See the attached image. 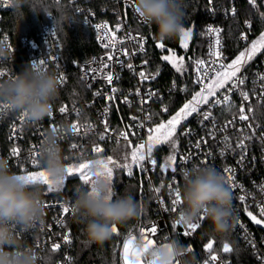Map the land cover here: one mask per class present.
<instances>
[{"label": "built area", "instance_id": "2783aa9c", "mask_svg": "<svg viewBox=\"0 0 264 264\" xmlns=\"http://www.w3.org/2000/svg\"><path fill=\"white\" fill-rule=\"evenodd\" d=\"M69 1L76 6L78 12L85 13V19L93 27L96 43L101 49L99 53L93 54L89 59L82 62L78 69V78L85 88L84 90L77 89L74 97H66L60 91L59 97L54 102V123L50 121V117H46L39 124L33 125L27 122L25 118L21 121V114L16 111L6 110L3 114H0V156L8 158L11 170L18 174H26L27 171L41 169L32 163L35 158L33 153L39 152V146L46 132L64 121L79 124L87 122L94 125L93 130L87 136H84V129L82 128L81 133H70L60 140L61 147L66 148L64 156L69 164L86 162L94 159L93 156L95 155L99 157L101 153H94V146H99L105 150L108 144H117V140H119V144L129 145L131 153L139 143L147 140L149 129H155L162 122L166 123L168 119H161L160 113H167L171 108L177 106L181 97L184 96V101L177 107L178 111L183 104L191 101L204 85H208L209 87L204 91V96L208 99L209 104H205L200 98H197L200 102H194V106L197 107L198 111L193 113L177 130L179 136L177 163H180L181 156H187L190 153L191 158L188 163L182 169L178 168L177 172L173 174L171 167H164L165 161L169 155H172V151L165 153L159 149L158 153L157 149L165 144L158 147L154 145L152 158L158 162L155 167L147 161L146 157L144 162L146 170L141 171L136 165H133V176L131 177L124 170L126 177L135 178L138 176L142 182L146 183L147 192L152 195L156 205L154 216L143 222L140 227L148 228L155 223L161 229L166 230L160 231V236H169L175 232H188V236H192L200 232L206 219L198 222L201 227L195 233L187 226L178 224L175 225V228L173 227L175 224L174 219L181 211V205L176 206L177 211L175 213L165 210L170 207L173 198L169 195L168 184L173 183V176H175L173 187L181 188L184 183V170L213 167L221 175H227L223 173V168L232 167L233 182L238 186L230 189L233 197L232 211L235 217V225L230 231L236 233L243 240L260 264H264V225H255L245 211V208H247V211H251L259 219L261 218L259 209L264 207V139H262L264 137V106L258 104V98L264 95V79H261V77H264V48H260L254 59L241 67V72L237 73V77L245 78V84L232 92H229L228 88L231 87L232 82L237 77H233L223 88H217L207 79L203 80V84H197L196 63L192 71V83L186 82L177 75L172 76L170 83H166L162 71L159 70L157 75V71L152 69L145 57L148 38L135 29V23L146 25L148 22L140 18L135 12L133 0H113V6L103 9V12L108 15L104 17L98 15L94 9H90L84 3V0ZM247 1L255 4L259 0ZM240 2L241 0H227V2L225 0H211V2L208 1L207 10L213 18L232 16L233 8L235 14L240 12ZM12 9L10 0H0V42L5 43L13 50L12 59H0V74H2L0 75V81L11 78L16 73L23 71L30 62L38 63L40 59H44L45 65L41 68L55 70L59 75L63 73L66 80L61 90L68 87L71 84L72 72L64 59L62 42L56 25L45 22L37 35H23L17 42L3 27L4 13ZM96 24H107L109 34L114 33L112 37L115 42L114 47L110 46L106 49L102 46L103 43H108V38L97 39V31L94 28ZM117 25L120 26L119 31L116 30ZM209 27L219 28V35L215 32L209 33L207 31ZM251 30L252 25L245 22L244 28L239 34L242 48L235 54H230L227 50L224 27L218 22H210L205 28L206 54L199 60H203L205 62L204 67H207L210 60L217 59L215 56H209L210 49L212 51L222 50V62L225 64L231 63L240 51H243L246 47L251 48V42L259 39V36L252 35ZM104 31V29H100L99 35L104 36ZM129 35L134 39H128ZM141 38H143L142 41ZM218 38L220 40L219 45L216 44ZM141 42L144 44L143 51L140 50ZM21 47L25 48V52L21 50ZM125 52L127 55H125ZM109 54L113 57L111 61L107 59ZM166 55H170V53ZM52 57H55V60ZM171 58H176L178 61L180 57L176 53L175 56H170L168 62L172 65L174 62ZM144 61H147V63L145 64ZM104 63H107L109 67L100 71ZM129 63L133 65V69H128L127 64ZM91 68H96L98 75L92 73ZM141 71L149 79H142L139 75ZM86 73L87 75H85ZM109 73L113 75L112 84H108L106 80V75ZM181 74L183 75V71H181ZM113 87L117 89L116 93H112L111 89ZM241 90L249 93V101L242 100L239 95ZM97 92L101 95L96 96L95 93ZM149 92L153 93L151 97L148 95ZM210 92H215V95H210ZM224 95H228L236 105V108L233 109L236 113L235 117L232 113L222 111V107L219 105L209 107L216 100L222 99ZM107 96H113L114 99L108 100ZM125 97L127 103L124 102ZM249 102L253 107L252 113L248 111ZM242 104L245 110L244 114L249 117L246 121H240L239 119L238 109ZM61 106H65L67 109L63 115L58 112ZM106 106L110 108V112L107 117H104L102 114ZM165 107H167L166 112L164 111ZM77 111L82 113L79 118L75 115ZM208 112H211V116L208 120H204L203 114ZM147 116H151V120L146 119ZM131 117L136 119L133 120ZM104 119L109 122V131L106 133L107 139L101 142L96 134L104 133ZM249 124L252 125L251 128L248 127ZM185 126L191 130V135L188 137L182 135L186 130ZM221 129H224V131H221ZM253 129H255V132H253ZM120 133H125L127 140L120 136ZM158 134L155 131L152 132L153 136ZM243 135L250 136L252 139L245 140L246 155L244 161L237 164L243 150L237 149L236 144ZM224 136L229 137L228 143L232 145L234 151L225 149V156H220V150L224 148V144L221 143ZM197 141L201 143L199 149L195 147ZM73 143L78 145L77 149L70 147ZM12 147L20 149L18 156L12 157L10 155ZM143 151L146 152V148ZM208 152H211L212 155L207 158V163H202ZM129 157L131 161V155ZM37 159L42 160L41 156ZM157 187L161 189L158 193L155 191ZM240 196H244L243 201L239 199ZM44 200L46 205H54L46 207L45 224L42 227L37 226L29 233H23L22 239L26 244L34 246L41 253V264H72L73 237L68 221L75 215L72 211L73 203L66 198ZM62 206H68L69 213H63ZM66 235L69 237L67 241L64 240ZM149 235L150 238L155 239L151 234ZM135 236L139 240V230ZM180 236L184 235L181 234ZM176 237L173 236L170 240L177 241ZM209 241L213 243V252L218 257L215 264H234L233 252L225 254L222 251V246H218L214 238ZM53 244H59L60 247L53 251ZM205 245L201 257L197 261L189 263L184 261V257L191 253L186 248L185 255L178 259L180 264H204L205 259L210 255L206 251ZM229 246L231 247L230 244Z\"/></svg>", "mask_w": 264, "mask_h": 264}, {"label": "clouds", "instance_id": "9594fccd", "mask_svg": "<svg viewBox=\"0 0 264 264\" xmlns=\"http://www.w3.org/2000/svg\"><path fill=\"white\" fill-rule=\"evenodd\" d=\"M135 12L156 28L160 41L181 34L185 18V0H133ZM14 12L24 18L25 7L34 13L43 12L54 24L70 22L69 14L58 8L54 16L44 0H10ZM13 50L0 42V59H12ZM61 76L55 70L43 69L30 62L23 71L0 81V106L19 112L27 122L39 124L53 114L54 102L60 95ZM72 133V123L64 121L48 130L39 146L45 171L55 184H63L69 163L60 140ZM91 170L96 172V166ZM181 211L174 223L190 226L200 218L208 220L212 236L223 237L235 225L232 192L225 177L213 167L187 171L179 189ZM44 189L11 170L8 158L0 156V264H41V253L22 239L37 226L45 224ZM140 205L126 192L116 196L113 186L103 175H94L85 186L74 190L72 211L84 224L86 245L102 246L113 235V227L123 225L139 215ZM142 250L144 241L134 242ZM185 248L176 240L159 244L149 250V264H176L185 255Z\"/></svg>", "mask_w": 264, "mask_h": 264}, {"label": "trees", "instance_id": "16d2710c", "mask_svg": "<svg viewBox=\"0 0 264 264\" xmlns=\"http://www.w3.org/2000/svg\"><path fill=\"white\" fill-rule=\"evenodd\" d=\"M209 0H185V18L183 20V28L185 30L192 29V35L186 44L187 48L181 47L182 34L171 39L162 41L165 44L164 49L156 47L161 42L156 36V28L152 24L139 25L135 23V29L143 33L147 38V52L145 57L148 59L151 67L155 71H162L166 83H170L172 76L177 75L179 78L192 83V71L195 63L206 54L207 41L205 37V28L210 22H218L224 27L227 50L230 54H235L242 48L239 41V34L244 28V23L249 22L252 25V35L260 36L264 31V0H259L255 4L247 0H241L240 12L232 16L214 17L207 10ZM227 2V0H225ZM44 3L52 11L53 15L57 14L58 8H63L70 16V22L62 25L55 24L62 42V53L69 68L71 69V84L61 90L66 97H74L76 90H84L85 86L78 78V69L82 62L89 59L93 54L101 51L96 43L93 27L85 22V13L78 12L76 6L69 0H44ZM90 9H94L98 15L108 16L103 12L104 8H110L114 5L113 0H84ZM109 10V9H108ZM25 15L21 20L20 14L9 10L4 13L3 27L12 38L18 42L23 35H37L41 26L45 22L54 23L53 20L43 12L34 13L29 11L27 7L24 9ZM108 12V11H107ZM168 49L173 50L179 57L184 58L183 75L177 72L175 68L168 62L162 61L161 57L169 53ZM25 52V48L21 47ZM19 61V60H18ZM18 67V66H17ZM184 101L181 97L179 104ZM178 104V105H179ZM177 106L171 108L167 113H160V118L167 120L171 115L177 112ZM160 151L170 152V147L165 144ZM63 154L66 148L62 147ZM128 154L130 161V146L127 144H108L106 149L100 156H108L120 154L123 159L124 154ZM159 153V150H158ZM93 158H97L96 155ZM42 167L45 168L43 159ZM67 163L69 161L66 160ZM113 186L116 196L124 195L130 192L140 205L139 215L137 218L118 226V232L113 234L102 246L84 243L83 235L84 224L76 220L75 215L68 221V226L73 237L72 246V264H123L121 257V247L128 237L129 233L135 235L138 233L140 225L146 220L154 216L156 205L153 197L147 192L146 183L142 182L140 177L128 178L124 174V170L116 169ZM44 189L43 199L66 198L74 202V190L77 185H82L78 179L66 177L64 184L61 185L59 192L48 194L47 186L38 184ZM210 224L205 220L202 230L192 236H177V241L186 249H192L189 255L184 257L186 263L197 261L201 257L202 249L207 241L211 238L216 240L218 246L228 243L233 248L234 264H260L254 253L245 245L243 240L234 232L230 231L223 237L212 236L209 232Z\"/></svg>", "mask_w": 264, "mask_h": 264}, {"label": "snow or ice", "instance_id": "6c2138e0", "mask_svg": "<svg viewBox=\"0 0 264 264\" xmlns=\"http://www.w3.org/2000/svg\"><path fill=\"white\" fill-rule=\"evenodd\" d=\"M211 2V0H209ZM232 14L235 15V9H232ZM261 18H264V14H261ZM87 22V21H85ZM95 30L97 31V39L103 40L104 37L108 38V43H103L102 46L104 48H109L110 46L114 47L115 42L113 41L112 37L114 36V33L111 35L109 34L108 31V26L107 24H96L94 25ZM104 29V36L99 35V30ZM117 31L120 30V26L117 25ZM209 33L215 32L217 35H219L220 29L219 28H211L209 27L207 29ZM181 34H182V40H181V47L187 48L188 45L184 43V39L188 38L189 36L192 35V29L190 28L189 30H185L184 28L181 29ZM128 39H134L131 35H129ZM143 38H141V41ZM216 44H220L219 38L216 40ZM157 48L164 49L165 44L161 41L156 44ZM260 48H264V31L261 32L259 39L254 40L251 42V48L246 47L243 51L239 52V55L235 57L231 61V63L225 64L222 62L223 60V52L222 50H217V51H212L210 49L209 51V56H215L217 59H212L209 61V65L207 67H204L205 62L203 60H198L196 62V71L198 73L196 83L197 84H203V80L207 79L212 82L213 85H215L217 88H223L225 85L228 83V81L232 80L233 77H237V73L241 72V67L244 64H247L249 61H252L256 54L259 52ZM140 50H144V44L143 42L140 43ZM170 55H163L161 57L162 61H170V56H175V52L171 49H168ZM125 55L127 53L125 52ZM246 57V59H244ZM53 60H55V57H52ZM107 59L111 61L113 59L112 55H108ZM183 57H180L177 62L173 63L172 66L175 68L177 72L183 71ZM146 64L147 61H144ZM35 64L39 67L45 65V60L40 59L38 63L35 62ZM109 65L107 63H104L102 65V68L100 71H103L104 68H108ZM128 69H133V65L131 63L127 64ZM90 71L92 73H97L96 68H91ZM159 74V70L157 71V75ZM2 75V74H0ZM87 75V73L85 74ZM140 77L144 80L149 79L148 76L145 75L143 71L139 73ZM61 81L62 85L66 80V76L62 73L61 75ZM153 79L155 77H152ZM118 79V78H117ZM261 79H264V77H261ZM106 80L108 84L113 83V75L112 74H107L106 75ZM245 84V78H240L237 77L231 84V87L228 88L229 92H232L233 90L237 89L239 86ZM208 85H204L201 89L200 92H197L191 101L186 102L183 104V106L174 114L171 115L170 119L167 120L166 123L162 122L156 126L155 129H149V135L147 136V140L143 143H139L136 148H134L130 155H131V161L129 162L128 160V154L125 153L123 156V162H118L116 159L113 158L112 155H108L106 159L99 158V159H91L86 162H81V163H73L69 164L68 168V176L69 178L73 179H78L80 182H82V185H87L92 177L94 175H103L109 183L114 186L115 179H114V169H120V170H126V174L131 177L133 176V165H136L141 171L146 170L145 169V161L147 157V161L155 167L157 165V160L152 158L153 157V148L154 145H164L167 144L171 151L172 155H169L165 161L164 167L168 168L171 167V172L175 174L178 170V168H183L184 165H186L191 158V154L187 156H181L180 158V163H177V146H178V141H179V136L177 135V127L181 124L182 120L187 121L189 117L193 115V113H196L198 111L197 107L194 106L195 103H199L197 98H200V100L203 101L205 104H209L208 99L204 96V91L208 88ZM112 93H116L117 89L113 87L111 89ZM210 95H215V92H210ZM96 96H100L101 94L99 92L95 93ZM149 97L153 95L152 92L148 93ZM239 95L242 97L243 101H249V93L247 91L241 90L239 92ZM108 100H113V96H107ZM124 102L127 103V98L125 97ZM258 104L261 106H264V95H261L258 98ZM221 106L222 111H226L229 113H232V115L235 117L236 113L233 111V109L236 108V105L234 102H232L229 98L228 95H224L222 99L216 100L214 103L210 104L209 107H215V106ZM7 109L0 106V114H3ZM67 111L65 106H61L58 109V112L63 115ZM164 111H167V107L164 108ZM244 106L243 104L239 107L238 112H239V119L240 121H246L249 119L247 115L244 114ZM249 113L253 112V107L251 103L249 102V108H248ZM110 112L109 107H105L103 110V116L107 117ZM75 115L79 118L82 116V113L77 111L75 112ZM211 116V112L204 113L203 118L204 120H208L209 117ZM122 119V118H121ZM131 119L135 120V117H131ZM146 119L151 120V116H147ZM20 120H24V116H20ZM50 121L54 123V115L52 114L50 116ZM104 133H97L96 135L98 136L99 141L103 142L107 139L106 133H108L109 128H108V120L104 119ZM186 127V126H185ZM249 128L252 127L251 124L248 125ZM53 129L55 128L52 127ZM84 129V136H87L89 132H91L94 128V125L91 123H84V124H79V123H72V133L73 134H79L81 133V129ZM163 130V131H161ZM15 131V129H13ZM155 131L159 133L157 136H153L152 132ZM221 131H224V129H221ZM253 132H255V129H253ZM184 137H188L191 135V130L187 129L182 133ZM120 136H122L125 140H127V135L125 133H120ZM252 137L243 135L241 139H239L238 143L236 144L237 149L243 150L239 160L237 161V164H240L244 161L245 155H246V149H245V140H251ZM264 139V137H262ZM229 137L224 136L223 140L221 143L224 144V148L220 150L219 155L220 156H225V149H232V145L228 143ZM117 144L119 145V140H117ZM201 146L200 141H197L195 143V147L199 149ZM72 149H77L78 145L73 143L70 145ZM35 148V146H33ZM146 148V152L143 151ZM159 150V149H157ZM234 151V149H232ZM104 150L99 147V146H94L93 152L94 153H102ZM20 153V149L17 147H12L10 150V155L12 157L18 156ZM212 155L211 152L207 153V156L205 159L202 161V163H207V158ZM33 156L35 157L32 161L33 164H36L38 167L41 168V170H31L27 171L26 174H22V176L27 179L29 182L34 183V184H42L47 186V193L52 194L59 192L60 187L62 184H55L51 179L49 178L48 173L45 171V168L42 167V162L37 159L40 157L39 152H34ZM176 166H172V165ZM96 166V172H93L91 170L92 166ZM23 171V170H22ZM223 173L227 175H223L228 182V185L230 189L236 188L238 185H236L234 181V173H233V168L232 167H224L223 168ZM187 175V170L183 171V176ZM175 183V176H173V183L168 184L169 188V195L172 196L173 198L171 199L170 202V207H167L165 210L170 212V213H175L177 211L176 206L180 205V192H179V187H173V184ZM64 184V183H63ZM160 187H157L155 191L158 193L160 192ZM239 199L241 201L244 200V196H240ZM163 203V201H161ZM47 206H54V205H47ZM245 211L247 212L248 217L251 218V221L255 225H264V207H260L259 213L261 218H257V216L253 215L251 211H247V208H245ZM62 212L63 213H69V207L68 206H62ZM203 217L200 218V221H203ZM175 225H178L175 223L173 227L175 228ZM201 227L200 223H194L190 226H188V229H191L193 233H195L199 228ZM160 231H166L160 228L159 225L153 223L150 227L145 228V227H140L139 228V239H142L144 241V247L142 250H137L135 247H133V242L137 240V237L135 235H132L129 233L128 237L125 239L123 243V262L124 264H149L148 261V253L149 250L159 244H164L168 240H170L173 236H179L183 234L184 236H188V232H175L172 233L169 236H160ZM118 232V226L113 227V234ZM154 238H150V235ZM69 237L66 235L64 236V240L67 241ZM254 246V245H253ZM60 247L59 244H53L52 249L55 251ZM206 251L210 254L209 257H207L204 261V264H215L217 261L218 257L216 254L213 252V243L209 241L205 245ZM188 252H191L192 249L190 247L187 248ZM222 251L225 254H229L233 252V248L229 246L228 243H223L222 245ZM176 264H180V261L177 260Z\"/></svg>", "mask_w": 264, "mask_h": 264}, {"label": "rangeland", "instance_id": "374dc122", "mask_svg": "<svg viewBox=\"0 0 264 264\" xmlns=\"http://www.w3.org/2000/svg\"><path fill=\"white\" fill-rule=\"evenodd\" d=\"M187 31V30H186ZM190 37V36H189ZM189 37L188 38H186V39H184V43H186L187 41H188V39H189ZM259 38V37H258ZM171 60L175 63V62H177V59L176 58H171ZM174 115V114H173ZM168 119H170V118H168ZM167 122V121H166ZM185 121H183L182 120V122H181V124L180 125H182L183 123H184ZM180 125L177 127V130H178V128L180 127ZM163 131V130H162ZM159 135V134H158ZM154 136H157V135H154ZM157 147L158 146H160L159 144L158 145H156ZM113 156V158L114 159H116L118 162H123V159L121 158V155L120 154H114V155H112ZM99 158H103V159H106L107 158V156H99V157H97V158H94V159H99ZM38 170H41V169H38ZM117 170L116 169H114V175H115V172H116ZM168 242V241H167ZM133 247H134V245H132ZM121 257H122V263L124 264V262H123V245H122V247H121Z\"/></svg>", "mask_w": 264, "mask_h": 264}]
</instances>
